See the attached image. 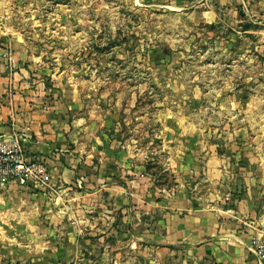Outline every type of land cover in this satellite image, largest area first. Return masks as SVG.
<instances>
[{
    "label": "rangeland",
    "instance_id": "374dc122",
    "mask_svg": "<svg viewBox=\"0 0 264 264\" xmlns=\"http://www.w3.org/2000/svg\"><path fill=\"white\" fill-rule=\"evenodd\" d=\"M0 59L160 195L189 192L211 162L235 177L264 172V0H0ZM11 215L0 214V264L178 255L80 218L61 214L56 231L45 216L26 228Z\"/></svg>",
    "mask_w": 264,
    "mask_h": 264
},
{
    "label": "crops",
    "instance_id": "0c3cea01",
    "mask_svg": "<svg viewBox=\"0 0 264 264\" xmlns=\"http://www.w3.org/2000/svg\"><path fill=\"white\" fill-rule=\"evenodd\" d=\"M6 67L0 59V147L19 136L27 156L45 160L51 187L21 181L1 187L0 214H12L10 221L26 228L45 216L56 231L61 214L76 223L80 218L91 232L102 228L118 242L126 230L135 236L129 241L178 248L177 257L167 254L170 264H258L250 241L264 238V172L235 177L226 172L228 163L224 172L211 162L189 192L177 199L160 195L143 169L109 154L82 120L66 118Z\"/></svg>",
    "mask_w": 264,
    "mask_h": 264
},
{
    "label": "built area",
    "instance_id": "2783aa9c",
    "mask_svg": "<svg viewBox=\"0 0 264 264\" xmlns=\"http://www.w3.org/2000/svg\"><path fill=\"white\" fill-rule=\"evenodd\" d=\"M6 147H0V188L16 181L50 189V173L45 160L27 156L23 141L17 135ZM250 247L258 264H264V238L251 240Z\"/></svg>",
    "mask_w": 264,
    "mask_h": 264
}]
</instances>
